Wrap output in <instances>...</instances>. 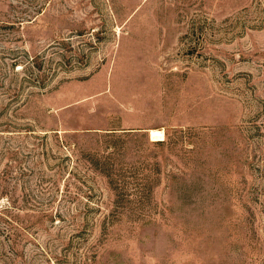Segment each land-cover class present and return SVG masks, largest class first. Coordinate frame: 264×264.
<instances>
[{
  "label": "rangeland",
  "instance_id": "obj_1",
  "mask_svg": "<svg viewBox=\"0 0 264 264\" xmlns=\"http://www.w3.org/2000/svg\"><path fill=\"white\" fill-rule=\"evenodd\" d=\"M0 264H264V0H0Z\"/></svg>",
  "mask_w": 264,
  "mask_h": 264
},
{
  "label": "bare ground",
  "instance_id": "obj_2",
  "mask_svg": "<svg viewBox=\"0 0 264 264\" xmlns=\"http://www.w3.org/2000/svg\"><path fill=\"white\" fill-rule=\"evenodd\" d=\"M151 137H152V139H163L164 134L162 131L153 130V131H151Z\"/></svg>",
  "mask_w": 264,
  "mask_h": 264
}]
</instances>
